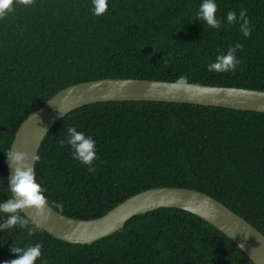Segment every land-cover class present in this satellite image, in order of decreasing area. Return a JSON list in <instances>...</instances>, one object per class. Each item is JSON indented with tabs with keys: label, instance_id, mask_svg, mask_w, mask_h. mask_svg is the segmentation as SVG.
Listing matches in <instances>:
<instances>
[{
	"label": "trees",
	"instance_id": "1",
	"mask_svg": "<svg viewBox=\"0 0 264 264\" xmlns=\"http://www.w3.org/2000/svg\"><path fill=\"white\" fill-rule=\"evenodd\" d=\"M202 0H108L102 16L91 0H13L0 15V200L19 125L60 90L101 79H135L264 92V0H215L218 29L196 21ZM246 11L245 38L226 14ZM236 43L234 72L207 65ZM67 127L91 135L95 173L74 160ZM34 163L48 206L67 218L96 219L152 188L206 194L264 236V113L158 102H107L62 117ZM60 204L62 207L57 208ZM3 220H0L2 223ZM29 226H33L29 224ZM40 243L36 264H253L214 227L178 209L127 221L91 245L69 244L34 227L0 232V262L10 247Z\"/></svg>",
	"mask_w": 264,
	"mask_h": 264
},
{
	"label": "water",
	"instance_id": "2",
	"mask_svg": "<svg viewBox=\"0 0 264 264\" xmlns=\"http://www.w3.org/2000/svg\"><path fill=\"white\" fill-rule=\"evenodd\" d=\"M180 91L174 82L101 79L68 86L48 99L19 125L10 149L27 154L33 165L40 145L50 129L65 115L79 108L107 102H158L191 104L236 111L264 113V92L240 88L185 84ZM9 149V150H10ZM12 168L7 164V179ZM48 208V209H47ZM47 214L22 213L29 224L59 241L91 245L118 231L133 217L158 209H178L208 223L222 233L253 263L264 264V236L251 224L212 197L184 188H152L135 194L103 216L90 220L67 218L47 205Z\"/></svg>",
	"mask_w": 264,
	"mask_h": 264
},
{
	"label": "clouds",
	"instance_id": "3",
	"mask_svg": "<svg viewBox=\"0 0 264 264\" xmlns=\"http://www.w3.org/2000/svg\"><path fill=\"white\" fill-rule=\"evenodd\" d=\"M13 0H0V15H5L13 10ZM108 8V0H91V13L94 16H102ZM217 5L215 0H202L198 10L195 13L196 21H202L206 26L218 29L221 21L216 16ZM226 22L228 24H238L239 31L247 38L251 33L249 20L246 17V11L241 10L239 16L233 11L226 14ZM242 45L236 43L230 46L226 52L216 56L215 61L209 63L206 67L209 72H234L239 64L235 53L240 50ZM187 83V77L181 75L174 82V86L183 91V86ZM67 144L70 149L71 157L79 163L87 166L89 173H95L96 168L93 161L98 159L96 142L91 135H86L82 131H78L75 127H67L65 138L59 141L60 147ZM6 163L12 168V175L7 181V191L10 193L7 199L0 200V232L5 229H12L19 226L27 228V234H34V227L29 226V220L22 213L26 209H31L35 216H44L47 214L46 208L48 200L45 196V189L36 181L33 165H29L26 161L27 154L22 152H13L12 148L4 153ZM32 161L38 159L33 156ZM57 208L62 205L57 204ZM48 209V208H47ZM40 243L28 245L26 247H10V252L15 258H11L0 262V264H36L41 258ZM45 264V262H42Z\"/></svg>",
	"mask_w": 264,
	"mask_h": 264
}]
</instances>
